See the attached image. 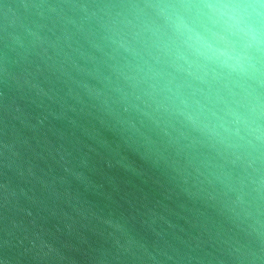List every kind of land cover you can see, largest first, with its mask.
<instances>
[{
	"label": "water",
	"instance_id": "1",
	"mask_svg": "<svg viewBox=\"0 0 264 264\" xmlns=\"http://www.w3.org/2000/svg\"><path fill=\"white\" fill-rule=\"evenodd\" d=\"M209 2L0 0V264H264V44Z\"/></svg>",
	"mask_w": 264,
	"mask_h": 264
},
{
	"label": "clouds",
	"instance_id": "2",
	"mask_svg": "<svg viewBox=\"0 0 264 264\" xmlns=\"http://www.w3.org/2000/svg\"><path fill=\"white\" fill-rule=\"evenodd\" d=\"M264 5V0H258ZM203 15L207 16L213 25L224 34L219 38L220 43L225 42L229 37H234L244 47H259L264 44V10L258 8L254 3H240L237 0H216L199 6ZM197 42H205V38L197 35ZM212 47L211 44H207ZM220 54L229 59L238 56L235 49L225 51L218 49Z\"/></svg>",
	"mask_w": 264,
	"mask_h": 264
}]
</instances>
